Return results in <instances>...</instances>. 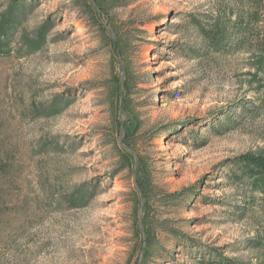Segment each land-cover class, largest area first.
<instances>
[{
	"label": "rangeland",
	"instance_id": "obj_1",
	"mask_svg": "<svg viewBox=\"0 0 264 264\" xmlns=\"http://www.w3.org/2000/svg\"><path fill=\"white\" fill-rule=\"evenodd\" d=\"M234 1L0 0V264H264L230 167L264 151V68L192 23Z\"/></svg>",
	"mask_w": 264,
	"mask_h": 264
},
{
	"label": "trees",
	"instance_id": "obj_2",
	"mask_svg": "<svg viewBox=\"0 0 264 264\" xmlns=\"http://www.w3.org/2000/svg\"><path fill=\"white\" fill-rule=\"evenodd\" d=\"M235 1L232 6L231 3L228 4L226 9L232 7L235 9V7L238 6L240 10H238L237 14L235 10H233V12H230L232 15H207L204 17L203 21L192 18V23L204 41L207 54L229 55L231 52L247 50L255 53L254 56H256L257 59L254 66L258 70H261V68H264V30H262V32L258 31L255 25L260 21V16H258L257 13L261 12L264 0ZM82 3L85 8H89L92 12L97 14L103 13V3L101 0H95V3L92 5L90 0H82ZM245 4L248 7L252 5L256 8H251V6L249 9L244 10ZM255 37L259 42V44L257 42V45H253V38ZM254 77L257 76L254 75ZM125 85L128 87V84ZM120 88L121 87H119L118 90ZM130 129L132 131L131 126L127 127V135L125 137L127 140H124V144H126L128 138H130ZM128 155L130 156V154L127 153L125 156L126 159L129 157ZM230 163L231 169H234V174L232 175L233 179H239L246 187L250 181H255L264 195V151L245 153L234 158ZM145 177L146 176L140 174L139 171L138 188L141 190L140 193L146 197L148 196V188L145 184ZM198 260V264H245L237 259L227 258L217 253L208 254V257L203 255L199 256Z\"/></svg>",
	"mask_w": 264,
	"mask_h": 264
}]
</instances>
